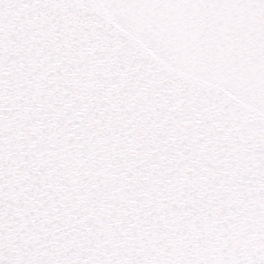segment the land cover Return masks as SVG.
Returning a JSON list of instances; mask_svg holds the SVG:
<instances>
[{"label": "snow or ice", "instance_id": "1", "mask_svg": "<svg viewBox=\"0 0 264 264\" xmlns=\"http://www.w3.org/2000/svg\"><path fill=\"white\" fill-rule=\"evenodd\" d=\"M0 264H264V0H0Z\"/></svg>", "mask_w": 264, "mask_h": 264}]
</instances>
